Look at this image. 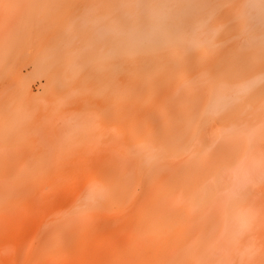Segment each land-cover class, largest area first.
<instances>
[{
	"label": "rangeland",
	"instance_id": "1",
	"mask_svg": "<svg viewBox=\"0 0 264 264\" xmlns=\"http://www.w3.org/2000/svg\"><path fill=\"white\" fill-rule=\"evenodd\" d=\"M175 1L0 0V264H264V0Z\"/></svg>",
	"mask_w": 264,
	"mask_h": 264
},
{
	"label": "bare ground",
	"instance_id": "2",
	"mask_svg": "<svg viewBox=\"0 0 264 264\" xmlns=\"http://www.w3.org/2000/svg\"><path fill=\"white\" fill-rule=\"evenodd\" d=\"M171 2H174L176 5L178 4V1H175V0H171ZM172 36H168L167 37V39H169V40H172ZM127 136H129L128 134H127Z\"/></svg>",
	"mask_w": 264,
	"mask_h": 264
}]
</instances>
